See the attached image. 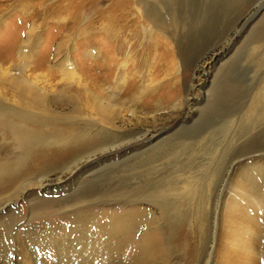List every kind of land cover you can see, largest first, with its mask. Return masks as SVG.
<instances>
[{
  "label": "rangeland",
  "instance_id": "1",
  "mask_svg": "<svg viewBox=\"0 0 264 264\" xmlns=\"http://www.w3.org/2000/svg\"><path fill=\"white\" fill-rule=\"evenodd\" d=\"M247 18L251 21L244 27ZM61 67L74 68L82 85L62 79ZM123 77L127 84L121 90ZM20 79L32 88L40 81L47 95H54L47 113L64 119L79 115V108L90 116L87 86L103 102L97 119L115 131L69 143L67 149L61 147L64 142L33 143L27 158L22 155L20 173L9 171L0 178V196L71 158L77 148L97 155L112 145L139 149L158 137L135 159L124 157L93 182L81 183L71 204L84 214L78 217L150 209L149 194L192 174L210 200L202 237L196 221L180 222L164 240L169 248L164 263L204 264L218 194L226 192L229 206L226 201L237 184L227 173L249 177L251 161L230 170L231 163L253 151L264 153V0H0V99H13L25 85L18 84ZM67 96L76 100L74 106L66 105ZM4 138L10 141L7 133ZM57 197L35 201L33 224L59 216ZM26 216L29 206L21 202L0 219V253L12 260L18 243L27 242L15 227ZM79 247L73 264L125 263L122 255L104 256L102 246Z\"/></svg>",
  "mask_w": 264,
  "mask_h": 264
},
{
  "label": "bare ground",
  "instance_id": "2",
  "mask_svg": "<svg viewBox=\"0 0 264 264\" xmlns=\"http://www.w3.org/2000/svg\"><path fill=\"white\" fill-rule=\"evenodd\" d=\"M250 21L251 19L244 27ZM219 62L220 60L216 59V64ZM59 65L61 66V64L56 66ZM60 74L62 79H75L77 84L82 85L81 76L74 68L61 67ZM37 78L40 79V77ZM121 83L122 90L127 84L126 77H123ZM18 84L25 85H22L20 89H15L17 93L14 92V96L11 97L13 99L5 97L0 99V139L2 142L0 144V178L9 171L13 172L12 174L20 173L25 162L23 157L27 158V154L34 150V146L31 147L33 143L37 146L47 144L44 145L45 147L57 142H66V145L63 143L61 147L67 149L69 143L91 140L90 138L96 133L112 134L115 131L114 128L106 127L102 121L97 119V113H102L103 102L94 96L86 88L87 86L84 89L87 97L91 98L89 109L92 113L90 112V116L84 114L87 111L83 113L79 108L81 112L79 115L71 119H64L57 115L50 116L51 114L47 113L49 110H47L46 104L52 98L51 96H54L53 94L48 96L49 92L46 93V90L37 83H32L35 88L28 86L24 79ZM52 87L54 88V86ZM65 99L66 105L72 106L76 103V100L71 97L67 96ZM40 110L43 113L37 112ZM74 110L76 111L75 108ZM63 119V123H60ZM38 125L40 126L39 130L37 129ZM54 129H57V132ZM5 133L9 135L10 141L4 138ZM157 139L158 137L149 139L139 149L133 148L131 145L125 147L112 145L110 149H104L103 153L98 150L101 154L97 155H95L97 152L90 153L77 148L71 158L59 165H53L35 177L19 181L9 194L0 196V219L3 214L16 209L21 202L27 203L29 206V216L18 221L19 223H15L18 231L26 235L27 242L18 243L17 253L13 256L14 260L0 253V264H73L72 258L76 257L74 254L77 248L80 246L79 248L83 250L85 245L91 249L102 246L101 252L106 257H109V253L117 255V257L122 255L124 264H152L155 261H162L161 263L166 264L164 261L169 248L168 243L165 244L164 240L169 238L168 232L170 234L171 230L175 229L180 222L187 221L188 224H191L196 221L199 227L198 236L200 235L201 238L210 200L205 195L203 184H200V180L198 181L192 174L184 176L183 181L177 179L181 184L173 182L175 185L172 183L173 185L161 187L159 190L157 188V192L149 194L145 201L150 209L138 207L133 212L125 214L100 212V214L93 213L85 215V217H78V214H84L81 212L77 214L76 207L71 204L81 183L93 182V178L98 176L99 172L111 169L112 166L116 167L117 164L121 165L125 161L121 160L124 157L129 160L135 159V153L138 150L145 147L150 149L149 146H154ZM5 146H11V148L7 150ZM119 148L122 150L119 151ZM244 157L237 159L235 165L231 163L229 169L232 170L234 166L251 161L247 173L249 177L248 179H238L236 177L238 174L235 171L227 173L235 178L237 184L226 201V203L229 202V206L225 204L226 192L223 190L218 194V200L216 199L213 208L214 218L210 239L208 245H205L204 264H264V256L263 259H260V255L264 254V162L262 161L264 153L253 151ZM10 159L12 164L6 166L5 162ZM259 162L261 163L258 164ZM174 179L176 180V178ZM54 194L59 196L57 199H52L61 206L59 216L50 222L33 224L31 218H34L32 207L35 206V201L40 196ZM101 261L103 260L101 259Z\"/></svg>",
  "mask_w": 264,
  "mask_h": 264
},
{
  "label": "water",
  "instance_id": "3",
  "mask_svg": "<svg viewBox=\"0 0 264 264\" xmlns=\"http://www.w3.org/2000/svg\"><path fill=\"white\" fill-rule=\"evenodd\" d=\"M250 17H251V16H250ZM250 17H249V18H250ZM249 18H247V19L245 20V22H246Z\"/></svg>",
  "mask_w": 264,
  "mask_h": 264
}]
</instances>
